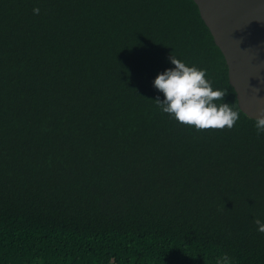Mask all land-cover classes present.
<instances>
[{
    "label": "trees",
    "instance_id": "16d2710c",
    "mask_svg": "<svg viewBox=\"0 0 264 264\" xmlns=\"http://www.w3.org/2000/svg\"><path fill=\"white\" fill-rule=\"evenodd\" d=\"M171 55L232 130L159 109ZM255 218L264 133L194 0H0V264H264Z\"/></svg>",
    "mask_w": 264,
    "mask_h": 264
},
{
    "label": "water",
    "instance_id": "95a60500",
    "mask_svg": "<svg viewBox=\"0 0 264 264\" xmlns=\"http://www.w3.org/2000/svg\"><path fill=\"white\" fill-rule=\"evenodd\" d=\"M225 57L239 109H264V0H194Z\"/></svg>",
    "mask_w": 264,
    "mask_h": 264
},
{
    "label": "clouds",
    "instance_id": "9594fccd",
    "mask_svg": "<svg viewBox=\"0 0 264 264\" xmlns=\"http://www.w3.org/2000/svg\"><path fill=\"white\" fill-rule=\"evenodd\" d=\"M38 15L39 8L33 9ZM174 67L166 69L154 81V88L163 94L155 102L159 109L179 124L193 127L198 132L206 130H232L240 119L238 110L225 102L227 90L214 89L206 70L188 66L174 55L170 56ZM257 135L264 133V109L255 118ZM259 233L264 234V222L254 219ZM216 264H232L227 253L217 257Z\"/></svg>",
    "mask_w": 264,
    "mask_h": 264
}]
</instances>
